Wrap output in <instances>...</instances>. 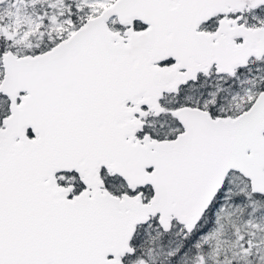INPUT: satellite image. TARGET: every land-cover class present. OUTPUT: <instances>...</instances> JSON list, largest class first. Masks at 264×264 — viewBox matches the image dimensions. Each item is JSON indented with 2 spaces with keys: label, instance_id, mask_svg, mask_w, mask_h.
<instances>
[{
  "label": "snow or ice",
  "instance_id": "6c2138e0",
  "mask_svg": "<svg viewBox=\"0 0 264 264\" xmlns=\"http://www.w3.org/2000/svg\"><path fill=\"white\" fill-rule=\"evenodd\" d=\"M0 264H264V0H0Z\"/></svg>",
  "mask_w": 264,
  "mask_h": 264
}]
</instances>
